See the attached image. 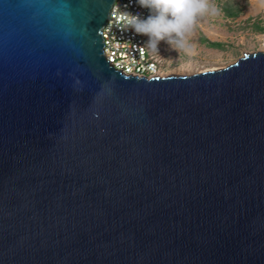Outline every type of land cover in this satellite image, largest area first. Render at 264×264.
I'll return each mask as SVG.
<instances>
[{
    "label": "water",
    "instance_id": "1",
    "mask_svg": "<svg viewBox=\"0 0 264 264\" xmlns=\"http://www.w3.org/2000/svg\"><path fill=\"white\" fill-rule=\"evenodd\" d=\"M115 0H0V264H264V50L124 76Z\"/></svg>",
    "mask_w": 264,
    "mask_h": 264
},
{
    "label": "rangeland",
    "instance_id": "2",
    "mask_svg": "<svg viewBox=\"0 0 264 264\" xmlns=\"http://www.w3.org/2000/svg\"><path fill=\"white\" fill-rule=\"evenodd\" d=\"M226 10L240 14L227 18ZM201 38L222 47H208ZM147 41L161 77L223 68L244 53L264 50V0H166Z\"/></svg>",
    "mask_w": 264,
    "mask_h": 264
},
{
    "label": "built area",
    "instance_id": "3",
    "mask_svg": "<svg viewBox=\"0 0 264 264\" xmlns=\"http://www.w3.org/2000/svg\"><path fill=\"white\" fill-rule=\"evenodd\" d=\"M165 1L115 0L101 31L104 58L113 70L137 78L161 77L147 39L152 19ZM179 45L184 47L183 42Z\"/></svg>",
    "mask_w": 264,
    "mask_h": 264
},
{
    "label": "trees",
    "instance_id": "4",
    "mask_svg": "<svg viewBox=\"0 0 264 264\" xmlns=\"http://www.w3.org/2000/svg\"><path fill=\"white\" fill-rule=\"evenodd\" d=\"M163 4V3H162ZM161 4V5H162ZM226 17L227 18H236V17H238L239 16V12H233V11H228V10H226ZM201 42H203V43H205L206 44V46H208V47H213V48H221L222 47V44H220V43H215V42H210V41H208L206 38H201V40H200Z\"/></svg>",
    "mask_w": 264,
    "mask_h": 264
}]
</instances>
